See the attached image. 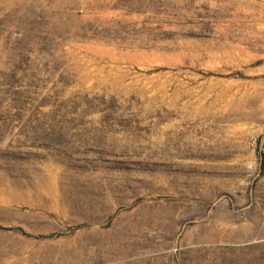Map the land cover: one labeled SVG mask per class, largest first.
Here are the masks:
<instances>
[{
  "label": "rangeland",
  "instance_id": "374dc122",
  "mask_svg": "<svg viewBox=\"0 0 264 264\" xmlns=\"http://www.w3.org/2000/svg\"><path fill=\"white\" fill-rule=\"evenodd\" d=\"M0 264H264V0H0Z\"/></svg>",
  "mask_w": 264,
  "mask_h": 264
}]
</instances>
